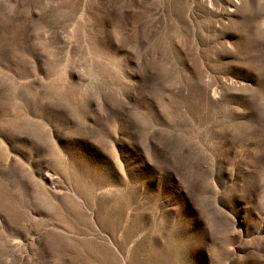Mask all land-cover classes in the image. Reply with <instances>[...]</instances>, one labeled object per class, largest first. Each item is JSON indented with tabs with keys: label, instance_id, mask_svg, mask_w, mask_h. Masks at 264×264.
I'll return each instance as SVG.
<instances>
[{
	"label": "rangeland",
	"instance_id": "obj_1",
	"mask_svg": "<svg viewBox=\"0 0 264 264\" xmlns=\"http://www.w3.org/2000/svg\"><path fill=\"white\" fill-rule=\"evenodd\" d=\"M0 264H264V0H0Z\"/></svg>",
	"mask_w": 264,
	"mask_h": 264
}]
</instances>
